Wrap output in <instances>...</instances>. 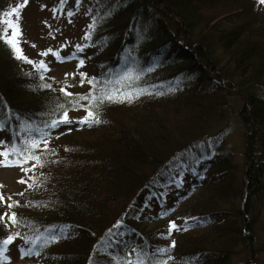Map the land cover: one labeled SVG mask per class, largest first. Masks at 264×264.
<instances>
[{"label": "trees", "instance_id": "trees-1", "mask_svg": "<svg viewBox=\"0 0 264 264\" xmlns=\"http://www.w3.org/2000/svg\"><path fill=\"white\" fill-rule=\"evenodd\" d=\"M141 19L151 33H137ZM90 45L95 72L84 71L85 80L111 81L110 88L121 92H147L131 103L100 104L103 123L89 127L73 121L47 129L45 124L61 115L58 105L68 114H86L87 100L73 104L95 90L91 85L75 91L76 79L40 87V73L22 69L0 40L2 128L17 144L28 138L20 130L25 122L48 133L47 148L41 143L36 150L44 165L24 173L20 181L26 183H19L12 200L18 206L9 209L22 223L11 230L0 222V239L19 232L21 239L35 240L63 230L55 242L47 236L48 243L34 246L39 254L31 255V264H89L90 257L94 264H117L113 257L137 259L132 252L137 248L166 264H230L238 247L252 249L264 209V96L253 93L264 92V3L123 0L91 34ZM135 67L140 70L130 73ZM167 69L185 82L164 87V77L155 75ZM112 71L125 77L112 81ZM231 92L242 97L236 111L244 130L241 165L219 153L215 140L208 141L212 125L230 111L224 99ZM31 136L41 140L39 132ZM33 179L39 187H28ZM167 203L171 209H161ZM155 205L157 215L143 219L141 211ZM186 221V231L167 236L169 222H182L183 228ZM109 240L112 247L100 250ZM172 241L169 252L156 251Z\"/></svg>", "mask_w": 264, "mask_h": 264}, {"label": "rangeland", "instance_id": "rangeland-1", "mask_svg": "<svg viewBox=\"0 0 264 264\" xmlns=\"http://www.w3.org/2000/svg\"><path fill=\"white\" fill-rule=\"evenodd\" d=\"M122 1L81 0L79 7H77L76 0H67L64 10L58 11L55 15H53L52 9L57 7L59 0H28L26 6L20 9V27L22 32L20 37V46L23 50V54L31 61L39 62L43 60L47 63L49 71L43 73L45 77L43 83L49 84L55 80L60 82L76 79L79 82L76 81L73 84V89L75 91L86 92L90 88L91 85L87 82V80H85V77L83 83L80 81L82 79L80 76L81 72H95V70L92 69V67H94V61L91 59L94 55V49L90 45V39H85V37L89 34L98 32L101 26L105 24L109 11L114 6L122 4ZM21 3H23V0H0V21L6 19L4 13L10 12L13 7L18 6ZM69 10L73 11L74 15L68 16L67 12ZM12 19L15 20V15H13ZM94 19L96 20L95 28L90 29L89 25L93 24ZM139 22V30L137 33L146 34L152 32V27H150L151 25L148 27L146 24H144L145 21L143 19L139 20ZM5 46L7 45L5 44ZM77 46H82V51L76 53L75 59L58 60L51 53H49L47 56L41 55L42 52L52 49L53 51H59L61 57H69L74 52H76ZM8 51L13 55L9 48ZM127 57L131 58L129 55H127ZM80 60H83L84 64L83 67L78 68L77 65ZM125 62L126 57L124 55L122 58V64ZM21 63L22 69L26 70V72H30L31 74L36 73V70L32 64L25 63L22 60ZM119 69L120 68H115V72H121ZM137 70L140 69L135 67L133 71L129 72L136 73ZM115 72L112 71L113 76L110 75V77H112V81L115 79L120 80L125 77V74H121L118 77ZM173 74V71L167 69L158 71L155 76L164 77L162 83L164 87H167L170 82H172L173 86L178 84L180 85L185 82V77H176ZM114 84H117V82ZM253 93H261L264 96V92L262 91L254 90ZM241 98L242 97H240L235 92H231L230 95L224 99L227 104L224 107L230 111L227 110L229 113H227L226 118H223L221 122L212 125L209 130L210 136L208 138L210 143L214 140L217 142V145L221 149L220 152H217L228 154L232 157L233 161L240 165L242 162V136L244 130L240 121L238 120L236 111L241 106ZM84 116L85 113L81 111L69 113V118L76 122ZM10 140L11 136L9 131L4 128H0V141H4L5 144H10ZM210 147L211 146H209V148ZM0 150H3L2 146H0ZM203 157L207 158L206 155ZM0 159H2V157H0ZM24 167L30 166L26 165ZM23 175L24 172L20 167H0V185L3 186L0 187V194L5 197L3 202L5 206V213L10 214V210L7 205L11 203L12 200L19 194L21 189L19 181ZM189 180H191V175H188L185 178L183 185L185 186L186 184H189ZM177 188V186H174V190H170L171 196H173L172 194L176 192L175 189ZM8 197H11V200H9ZM161 207L163 210L171 209L172 204L167 203ZM158 210H160V207L155 205L154 209L151 211H141L143 219L151 217L150 215H147L149 213L157 215ZM4 222L12 230V224L8 221L7 217H5ZM176 223L182 228V222ZM254 236L255 238L253 241V248L247 249L244 246L238 247L236 249L235 255L231 259L230 264H246L247 262V264H264V209L261 211L259 219L255 225ZM35 240L37 242V239ZM118 240L120 241L121 238H118ZM28 247L34 246L25 244L24 239H21L20 237L16 238L14 242L9 245L8 250L5 252L8 262L1 263L31 264L32 260L30 259V255L23 257L21 256V249H26ZM130 259L133 261L136 260V258ZM249 259L251 261H248Z\"/></svg>", "mask_w": 264, "mask_h": 264}, {"label": "snow or ice", "instance_id": "snow-or-ice-1", "mask_svg": "<svg viewBox=\"0 0 264 264\" xmlns=\"http://www.w3.org/2000/svg\"><path fill=\"white\" fill-rule=\"evenodd\" d=\"M28 0H23V3L19 4L16 7H13L10 12L4 13V16L6 19L0 21V40H3V42L9 47V49L13 53V57L17 60H22L25 63L32 64L34 69L40 73V79L43 81L45 79L43 73H46L49 71L48 65L45 61L41 60L39 62H33L30 59H28L24 54L23 50L21 48V27H20V9L26 6ZM81 0H76V6L79 7ZM260 3H264V0H259ZM67 3V0H59V4L57 7L52 9L53 15H55L58 11H63L64 7ZM13 15H15V20L12 19ZM68 16L74 15V12L69 10L67 12ZM96 25V20L94 19L93 24L89 25L90 29H94ZM85 39H91V34L87 35ZM82 51V46H77L76 52H74L69 57H61L59 51H53L52 49H49L46 52H42V56H47L49 53H51L53 56H55L58 60L63 59H75L76 53ZM84 61L80 60L78 63V68L83 67ZM86 74L80 73L81 76V83L84 82V77ZM138 78V77H137ZM87 82L92 85L95 92H90L86 96H80L77 98L76 102L73 104V107H80L79 104L80 100H87L88 105L86 106V114L84 117H82L77 123L80 125H88L91 127L93 124H100L103 123V121L100 118L99 113V105L104 102H129L131 103L134 99L138 98L140 95H143L147 92L146 89H141L135 92H121L120 90H112L110 88L111 81L102 82L97 81L95 78L87 80ZM102 85V86H100ZM42 88H51L50 84L42 83L40 85ZM174 90V89H170ZM61 93H63L65 96H72V93L67 92L64 88L60 89ZM159 94V93H158ZM61 115L58 119H52L49 122L45 124V128L47 129H55L59 127L61 124H71L73 121L69 118L68 109L64 107V105H58L56 110H61ZM4 126L3 122H0V128ZM22 132L26 134L28 137L25 140H22L19 144L13 140L10 144H5L4 141H0V146L3 147V150H0V167H20L21 170L27 175L29 172H32L33 169L36 167H42L45 163V161L42 159L41 155L36 154V150L40 148L41 143H43L44 147L47 148L48 140L47 136L48 133L44 131L43 129H35L31 124L24 123L21 126L20 129ZM71 130V129H69ZM33 131L39 132L41 135V140H36L32 138L31 134ZM30 161L34 162L32 163L31 167H24V165L28 164ZM29 179H32L29 177ZM20 183H26L25 180L19 181ZM39 187V184H37L36 180L33 179V183L29 184L28 187ZM0 187H3L0 185ZM23 195V193H21ZM9 200H11V197H8ZM5 200V197L0 194V203H3ZM18 206L17 201H12L7 205L9 209L14 208ZM168 212L164 211L161 213V215H167ZM5 217H7L8 221L12 225H18L22 223L20 218L15 213H5L4 215H0V222H3ZM7 227V224L5 225ZM118 227V225H117ZM179 230H187V221L185 222V226L181 228L175 222H169L168 226V232L167 236H171L173 231H179ZM65 233L62 230L61 233L56 236L53 235L50 237L51 242H55L56 239L60 238V236H63ZM20 233L17 232L15 234H10L5 238L0 239V258H3L4 253L8 250L9 245H11L14 240L18 237H20ZM111 232L109 233V236H111ZM119 235H123L122 233ZM38 239H44V243H48L49 239H45L43 237ZM25 244L35 245L36 240H32L31 238L24 237ZM112 247L111 241H105L104 247L100 250L107 251L108 248ZM175 247V241H172V243L167 248H159L156 251L158 253H167L172 248ZM132 252L137 256V259L135 261L131 259H127L125 257H113L117 264H166L165 261H152L151 258L148 256V254L143 251L142 249H133ZM32 254H39L35 247H28V248H22L21 249V256H29ZM89 264H94V261L90 257Z\"/></svg>", "mask_w": 264, "mask_h": 264}]
</instances>
